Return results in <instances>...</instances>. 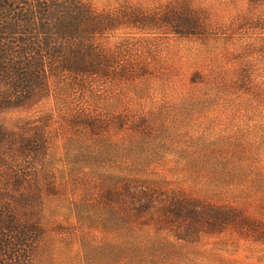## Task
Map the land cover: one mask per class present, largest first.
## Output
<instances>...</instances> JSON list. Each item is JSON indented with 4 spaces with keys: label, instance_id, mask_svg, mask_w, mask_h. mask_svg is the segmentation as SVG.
Returning a JSON list of instances; mask_svg holds the SVG:
<instances>
[{
    "label": "rangeland",
    "instance_id": "obj_1",
    "mask_svg": "<svg viewBox=\"0 0 264 264\" xmlns=\"http://www.w3.org/2000/svg\"><path fill=\"white\" fill-rule=\"evenodd\" d=\"M99 74L49 130L31 264H264V0H86Z\"/></svg>",
    "mask_w": 264,
    "mask_h": 264
},
{
    "label": "trees",
    "instance_id": "obj_2",
    "mask_svg": "<svg viewBox=\"0 0 264 264\" xmlns=\"http://www.w3.org/2000/svg\"><path fill=\"white\" fill-rule=\"evenodd\" d=\"M101 24L86 0H0V111L29 109L104 71L94 42ZM36 122L0 125V264H31L42 232L51 131Z\"/></svg>",
    "mask_w": 264,
    "mask_h": 264
}]
</instances>
